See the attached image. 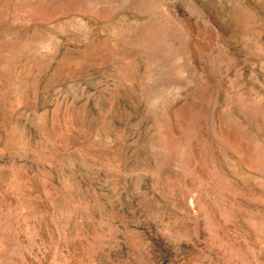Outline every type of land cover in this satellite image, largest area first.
Returning a JSON list of instances; mask_svg holds the SVG:
<instances>
[{
	"label": "rangeland",
	"instance_id": "rangeland-1",
	"mask_svg": "<svg viewBox=\"0 0 264 264\" xmlns=\"http://www.w3.org/2000/svg\"><path fill=\"white\" fill-rule=\"evenodd\" d=\"M0 264H264V0H0Z\"/></svg>",
	"mask_w": 264,
	"mask_h": 264
}]
</instances>
